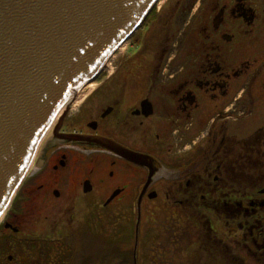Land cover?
I'll return each mask as SVG.
<instances>
[{"label": "flooded vegetation", "instance_id": "flooded-vegetation-1", "mask_svg": "<svg viewBox=\"0 0 264 264\" xmlns=\"http://www.w3.org/2000/svg\"><path fill=\"white\" fill-rule=\"evenodd\" d=\"M130 39L43 134L1 217L30 255L5 264H264V0L156 2ZM124 201L97 262L82 241ZM40 206L52 235L23 234Z\"/></svg>", "mask_w": 264, "mask_h": 264}, {"label": "water", "instance_id": "water-1", "mask_svg": "<svg viewBox=\"0 0 264 264\" xmlns=\"http://www.w3.org/2000/svg\"><path fill=\"white\" fill-rule=\"evenodd\" d=\"M155 1L0 0V216L60 106L95 79Z\"/></svg>", "mask_w": 264, "mask_h": 264}, {"label": "rangeland", "instance_id": "rangeland-1", "mask_svg": "<svg viewBox=\"0 0 264 264\" xmlns=\"http://www.w3.org/2000/svg\"><path fill=\"white\" fill-rule=\"evenodd\" d=\"M166 1L167 0H159L158 6L165 5ZM130 45H131V39H130V36H129L121 44V46L118 47L111 54V56L109 58V61H107L104 64V66L100 70L99 74L95 77V79H93L92 81H90L88 83L89 86H87L86 89L83 87L84 89L81 88L83 90H81V89L79 90V93L76 94V97L74 98V99L77 100V103L84 97V95L87 93V91L93 89L96 84H98L99 82L103 81L104 79H107L110 75L112 76L114 74L116 61L121 56L128 55ZM113 82H114V80H113ZM72 98H70L69 101ZM25 176H26V173H25V175L23 177L24 180H25ZM13 199H12V201H13ZM19 199H20V195L16 198L15 203L17 202L19 204V202H20ZM9 206H10V204H9ZM51 206L52 205L48 206L47 208L50 209ZM45 208L46 207L42 208V206H40L38 208V211L36 210L37 216H32L31 218H29L28 221H26L24 223V226L21 228L23 234H37L38 235L41 232H44V233H48V235H50V236L52 235V229H53L52 225L48 224L45 220H43L44 214H46V210L44 211ZM121 211H122V216L124 217V220H122L121 223L119 222L117 225H107L106 226V233H103V230H102L101 226L99 225V222L95 223V221H91V223H90L91 226H90V229H89L90 232H91V236H87V238L91 242L98 243V244H103V243H107V242H113V241H111V240H113V238H111V236L109 234V231H111V229H113V227H116L117 229L119 228V230H121L123 232L125 231V233H126V231H129L130 229L132 230L133 221L134 220L133 219L131 220V215H130L131 208H130V204H128L127 201H124L121 204ZM164 216H165V213L162 210L159 211L158 213H156L153 216L155 218V220H156L155 221L156 222V227H162V224H163V221H164V219H163ZM37 218H38V220H37ZM165 226H166V223H165ZM0 227H1V219H0ZM0 240H2V241H0V243L1 244L4 243V246H5L3 250L0 249V262H2V264L6 263L4 258L7 255H13L14 257H16L18 259L27 258L26 256L30 255L29 253L26 252L25 248L19 247L18 242H15L14 240H12V241L7 240V238L6 239L0 238ZM24 242L25 241L23 240L22 243H24ZM90 245H91V248H90L91 249V253L94 255V258H95L94 260L98 262L100 260L99 256H100L101 252H99V251H97V249H95L96 248L95 244H90ZM12 247H14V249ZM128 250L130 251L131 247ZM91 253H90V256H92Z\"/></svg>", "mask_w": 264, "mask_h": 264}, {"label": "bare ground", "instance_id": "bare-ground-1", "mask_svg": "<svg viewBox=\"0 0 264 264\" xmlns=\"http://www.w3.org/2000/svg\"><path fill=\"white\" fill-rule=\"evenodd\" d=\"M120 46H121V45H120ZM120 46H119V47H120ZM78 93H79V90H78L77 94H78ZM71 98H72V97H71ZM69 99H70V98H67V99L63 102V104H62V105L60 106V108L58 109V111H57V113H56V115L54 116V118H53L52 121H56V120H57V118L61 115V113L63 112V110H64V108L66 107V105H67V104H68L73 98H72L70 101H69ZM51 124H52V122L50 123V125H51ZM42 137H43V136H42ZM42 137H41V138H42ZM40 141H41V139H40ZM40 141H39V143H40ZM39 143H38V145H39ZM38 145H37V146H38ZM34 154H35V153H34ZM29 171H30V167H29L28 170L26 171V176H25V178L29 175ZM7 209H8V207H7ZM7 209H6V210H7ZM6 210H5V211H6ZM4 213H5V212H4ZM4 213H3V214H4ZM3 214H2V215H3ZM2 215H1V217H2ZM1 217H0V219H1Z\"/></svg>", "mask_w": 264, "mask_h": 264}, {"label": "trees", "instance_id": "trees-1", "mask_svg": "<svg viewBox=\"0 0 264 264\" xmlns=\"http://www.w3.org/2000/svg\"><path fill=\"white\" fill-rule=\"evenodd\" d=\"M84 239H85V241H82V243H87L88 242V243H91V244H98V243L91 242L88 238H84ZM90 253H91V250H90ZM90 259L92 260L93 258L91 257Z\"/></svg>", "mask_w": 264, "mask_h": 264}]
</instances>
